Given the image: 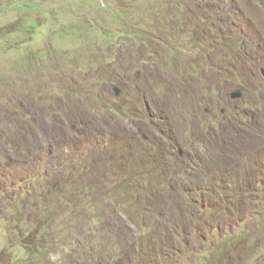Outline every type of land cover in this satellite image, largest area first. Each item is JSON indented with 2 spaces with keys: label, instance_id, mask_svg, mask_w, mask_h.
I'll list each match as a JSON object with an SVG mask.
<instances>
[{
  "label": "rangeland",
  "instance_id": "1",
  "mask_svg": "<svg viewBox=\"0 0 264 264\" xmlns=\"http://www.w3.org/2000/svg\"><path fill=\"white\" fill-rule=\"evenodd\" d=\"M0 264H264V0H0Z\"/></svg>",
  "mask_w": 264,
  "mask_h": 264
},
{
  "label": "water",
  "instance_id": "2",
  "mask_svg": "<svg viewBox=\"0 0 264 264\" xmlns=\"http://www.w3.org/2000/svg\"><path fill=\"white\" fill-rule=\"evenodd\" d=\"M119 90L117 88H115V94H118ZM241 96V92L240 91H235L231 93V97L232 98H239Z\"/></svg>",
  "mask_w": 264,
  "mask_h": 264
}]
</instances>
